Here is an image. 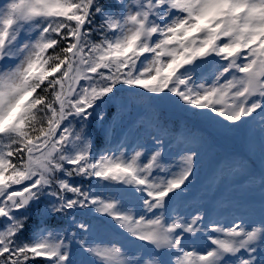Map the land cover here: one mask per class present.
I'll return each instance as SVG.
<instances>
[{"label": "snow or ice", "instance_id": "1", "mask_svg": "<svg viewBox=\"0 0 264 264\" xmlns=\"http://www.w3.org/2000/svg\"><path fill=\"white\" fill-rule=\"evenodd\" d=\"M210 55L226 61L211 83H186L180 70ZM59 173L142 193L143 215ZM45 193L37 225L30 202ZM88 209L141 242L138 264H264V0H0V264H125L94 246L74 215ZM50 215L60 238L25 242Z\"/></svg>", "mask_w": 264, "mask_h": 264}, {"label": "rangeland", "instance_id": "2", "mask_svg": "<svg viewBox=\"0 0 264 264\" xmlns=\"http://www.w3.org/2000/svg\"><path fill=\"white\" fill-rule=\"evenodd\" d=\"M37 22L38 21H34L32 23L19 26L16 39L12 40L11 44L8 45V50L10 52L15 53L17 47L19 46V44L21 42H25L28 40H34L36 38V35L38 33V29H36L34 27V24ZM152 42H154V38H153V40L149 41V43H152ZM143 58H144V60L138 66H136L132 69V72L134 71V76L140 74L141 72L144 71V69L146 67L149 66V64L151 62V55L146 53V54H144ZM214 62H215V64H211V65L210 64L206 65V63H204L203 65L193 64V63L191 65H185L180 70V73H185V71L187 72V75L189 76V80H187L186 83L190 84L192 87H195V85H198V84H204L205 86H207L215 78L216 72L219 71L226 63V61L220 59L219 57H217L216 60H214ZM197 66H199L202 69V71L197 72V71L192 70V69L196 68ZM180 73H178V74H180ZM225 75H227V74H225ZM180 78L183 79L184 76L181 75ZM117 99L121 100L122 102H127V94H123L122 97L119 96V97H117ZM108 105H109V103L104 106L105 112L107 111ZM73 126L74 127L78 126V123L73 122ZM229 148L232 149L233 151L243 153V146L241 144L237 145V142L231 143L229 145ZM239 149H241V150H239ZM259 162H260L259 154H257L256 156L251 157V160L249 163H250L251 167L256 168L259 166ZM58 175H59V178H61V179H67L68 183L78 185L77 180L73 181L72 179H70V177L65 178L63 176V173H59ZM94 189L95 190L93 191V194L95 193L96 196L116 195V193H115L116 191L109 189L104 182L96 181L94 183ZM86 190L87 191L90 190V193H92L91 189H86ZM122 192L123 191H119V195L117 197L118 199H123V201H124L122 204L119 205L120 210L121 211H128L129 204H134L135 207H133L131 209L132 214L134 216L143 215V210L139 205V201H140V199L143 198V194L142 193H136V194L132 193V195L130 194L127 196V195L123 194ZM38 199H39V197H38ZM36 201H32L30 203H35ZM145 218L146 219L151 218V214H148V216H146ZM107 219L108 218H106V217H102L101 223L96 221V220H94V222H92V225L95 226V234L91 238V241L94 244V246L98 245L100 248H104V247H111L113 245H115L116 247H119V245H121L124 248V250H121V252H123L122 257L125 260V264H134L132 258L137 257V254H139V256L137 257V264H138V260L143 258L144 256H146L148 254L147 249H145L142 246L141 242L134 240L130 235L122 232L118 228L117 229L119 231H117V232L122 234L125 238H127L128 242H133L134 244L123 242L122 240H120V238H122V237H120L119 235L117 237H114L110 233V229L103 226V224H105V221H107ZM60 236H61V232L58 229H56L53 232L47 233L44 239H46L48 241H55V240L59 239ZM64 238L67 239L66 232L64 233ZM84 259L86 260V264H104V261L102 259H98L96 257H90V258L85 257Z\"/></svg>", "mask_w": 264, "mask_h": 264}, {"label": "trees", "instance_id": "3", "mask_svg": "<svg viewBox=\"0 0 264 264\" xmlns=\"http://www.w3.org/2000/svg\"><path fill=\"white\" fill-rule=\"evenodd\" d=\"M101 3H105V0H100ZM100 18L97 17V21ZM95 22V21H94ZM95 39V37H93ZM99 143V141H96V146ZM101 143V142H100ZM39 209H37L36 207L32 210L31 212V216L29 217L30 221L34 224H39L40 218H39ZM77 217L78 219L81 217L79 215V213H77ZM47 224L45 226V228L43 230H40L38 228L32 227V223L29 224L28 230L25 232L24 236H23V240L25 242H30L33 241L35 239H38L39 237H41V235L44 233V231H47L49 229H54L56 228L57 225V220L55 219V217L53 216H48L47 218ZM65 231H71L72 230V225L71 223H67L64 226ZM43 259V258H41Z\"/></svg>", "mask_w": 264, "mask_h": 264}]
</instances>
